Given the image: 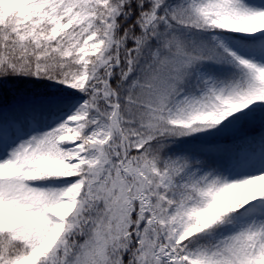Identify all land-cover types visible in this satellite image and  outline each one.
Returning a JSON list of instances; mask_svg holds the SVG:
<instances>
[{
    "label": "snow or ice",
    "instance_id": "obj_1",
    "mask_svg": "<svg viewBox=\"0 0 264 264\" xmlns=\"http://www.w3.org/2000/svg\"><path fill=\"white\" fill-rule=\"evenodd\" d=\"M5 89L0 264H264V0H0Z\"/></svg>",
    "mask_w": 264,
    "mask_h": 264
},
{
    "label": "trees",
    "instance_id": "obj_2",
    "mask_svg": "<svg viewBox=\"0 0 264 264\" xmlns=\"http://www.w3.org/2000/svg\"><path fill=\"white\" fill-rule=\"evenodd\" d=\"M41 87V85H34L26 81H12L9 85V88L14 89L17 93H30L33 90L40 89ZM14 99H16V97L12 95V92L8 89H5L3 92V98L0 100V108L7 112L10 109ZM253 131H258V129Z\"/></svg>",
    "mask_w": 264,
    "mask_h": 264
}]
</instances>
